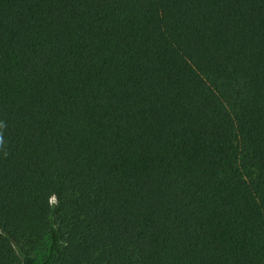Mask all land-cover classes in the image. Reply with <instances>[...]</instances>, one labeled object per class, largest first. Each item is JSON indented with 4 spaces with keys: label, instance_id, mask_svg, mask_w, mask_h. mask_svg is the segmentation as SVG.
Returning a JSON list of instances; mask_svg holds the SVG:
<instances>
[{
    "label": "trees",
    "instance_id": "obj_1",
    "mask_svg": "<svg viewBox=\"0 0 264 264\" xmlns=\"http://www.w3.org/2000/svg\"><path fill=\"white\" fill-rule=\"evenodd\" d=\"M0 264H264V0H0Z\"/></svg>",
    "mask_w": 264,
    "mask_h": 264
},
{
    "label": "rangeland",
    "instance_id": "obj_2",
    "mask_svg": "<svg viewBox=\"0 0 264 264\" xmlns=\"http://www.w3.org/2000/svg\"><path fill=\"white\" fill-rule=\"evenodd\" d=\"M52 203H53V200H52Z\"/></svg>",
    "mask_w": 264,
    "mask_h": 264
}]
</instances>
